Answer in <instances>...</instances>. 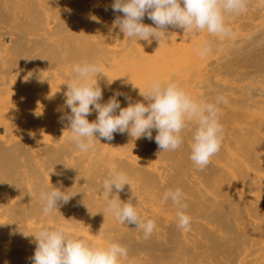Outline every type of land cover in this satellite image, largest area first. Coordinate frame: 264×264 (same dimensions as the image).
I'll return each instance as SVG.
<instances>
[{"label":"bare ground","instance_id":"1","mask_svg":"<svg viewBox=\"0 0 264 264\" xmlns=\"http://www.w3.org/2000/svg\"><path fill=\"white\" fill-rule=\"evenodd\" d=\"M113 3L0 0V264H32L34 237L21 232L44 226L97 246L118 242L128 250L122 264H264V0H247L244 12L226 16L234 38L169 26L160 43L124 37L113 27L123 16ZM142 22L155 27L147 15ZM205 40L212 50L202 58L197 48ZM86 61L101 67V103L115 91L146 103L139 89L153 80L178 82L194 99L223 96L220 151L197 170L189 159L194 121L173 152H160L156 130L151 141L116 133L112 141L95 140L88 153L75 149L60 117L70 114L64 93L71 69ZM113 169L130 177L120 200H131L142 220H155L148 239L107 211L102 182ZM52 186L77 194L45 216L38 193ZM176 189L188 205L190 231L178 227L170 200L161 203Z\"/></svg>","mask_w":264,"mask_h":264},{"label":"clouds","instance_id":"2","mask_svg":"<svg viewBox=\"0 0 264 264\" xmlns=\"http://www.w3.org/2000/svg\"><path fill=\"white\" fill-rule=\"evenodd\" d=\"M111 7L114 12L123 13L122 17L115 18L113 27H118L129 39L149 42L155 39L160 43L161 34L171 26L189 33L206 31L210 36L224 40L234 38L233 29L226 24V16L244 12L247 0H114ZM146 15L155 27L142 22ZM211 50V42L205 40L197 48V53L203 58ZM71 71L72 79L64 93V107L70 109V114L62 115L60 119L68 122V141L80 152L88 153L95 140L112 141L116 133H128L134 139L151 141L153 130L157 132L154 139L160 152H173L182 146V133L190 121L195 122V130L189 159L197 170L202 171L220 151L224 130L218 106L227 102L223 96H217L214 102L194 99L178 82L153 80L145 91L139 89L146 103L133 102L131 97L120 91H115L106 103H101L103 91L98 85V74L102 73L100 65L87 61L76 63ZM114 80L108 81L109 85ZM120 96L128 102L127 107H121ZM93 111L97 117L89 122L87 117ZM125 185H130L126 172L108 171L102 182L105 207L118 223L135 224L148 239L156 228V222L153 219L142 220L131 200H120L118 193L124 191ZM75 194L53 186L41 188L38 199L42 214L50 216L57 212ZM110 194L112 198H109ZM169 200L177 209L178 227L190 231L192 218L186 214L188 205L183 200L182 190L166 191L161 203ZM21 234L25 238L29 235L34 237L36 248L31 257L32 264H122L128 257L127 248L118 242L97 246L73 236L64 227L44 226L34 233Z\"/></svg>","mask_w":264,"mask_h":264}]
</instances>
